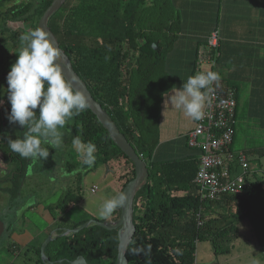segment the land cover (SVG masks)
I'll return each instance as SVG.
<instances>
[{
  "label": "trees",
  "instance_id": "16d2710c",
  "mask_svg": "<svg viewBox=\"0 0 264 264\" xmlns=\"http://www.w3.org/2000/svg\"><path fill=\"white\" fill-rule=\"evenodd\" d=\"M10 1L0 0V64L5 72L2 79H6L11 64L18 58L19 36L37 28L40 16L52 0ZM67 1L49 16L47 25L75 73L147 167V175L133 200L135 231L126 248L124 264H194L200 240L211 241L215 253H228L238 235L237 222L249 212L251 201H264V172L257 175L252 170V175L249 170L242 194L201 202L193 181L199 155L191 158L190 168V160L184 157L168 160L158 157V126L150 122H158L160 109L153 110L161 101L154 98L153 79H162L164 63L173 57L177 44L185 38L196 39L189 64L191 76L200 68L199 49L207 45L211 32L217 31V45L210 49L214 63L209 69L219 75L224 73L223 12L227 0H76L70 7L65 6ZM220 77V86L225 91L224 77ZM70 133L71 140L80 136L83 141L96 144L93 166L98 162H117L115 188L120 193L134 177V163L111 140L89 108L71 119ZM4 137H0L2 160L18 162L6 175L15 190L24 161L11 152ZM261 154L264 155V149ZM76 162L85 173L93 167H87L81 160ZM79 200L80 194L63 196L67 206ZM116 212L113 218L120 208ZM90 218L66 223L65 227H77ZM64 237L52 253L47 251L49 242L45 246L44 254L53 264H59L57 259L68 264L67 260L79 255L88 264H115L118 249L115 230L90 223ZM137 248L144 251L137 254L134 252ZM34 252L39 255V246ZM37 262L43 264L40 258Z\"/></svg>",
  "mask_w": 264,
  "mask_h": 264
},
{
  "label": "rangeland",
  "instance_id": "374dc122",
  "mask_svg": "<svg viewBox=\"0 0 264 264\" xmlns=\"http://www.w3.org/2000/svg\"><path fill=\"white\" fill-rule=\"evenodd\" d=\"M16 1L19 0H12L9 3ZM75 1L68 0L65 6L70 7ZM16 47L19 52L23 47V43L19 41ZM5 49L7 50L8 47ZM201 65L206 66L204 63H201ZM196 72H198L197 69ZM3 73H5L4 65L0 64V118L2 116L3 119V124H0V137L10 135L12 139H15L17 133L23 132L24 129L18 124H9L6 118L7 113H9L8 109L11 106L7 101L5 91L8 85L6 79H2ZM163 74L165 76L164 71ZM172 83L173 79H153L154 98L161 97L159 96L161 90L172 85ZM157 108L161 109V106L158 107L156 104L153 111ZM36 111L38 113L39 109ZM161 118L162 115L159 114L158 122H150L159 126ZM236 129L238 130V127ZM61 131L64 133L63 147L56 150L49 147V157L46 160L23 158V174L21 177L19 176L20 179L15 190H12L13 184L10 183L12 181L6 179V175L7 171L18 166V162L16 160L5 162L2 160L0 152V219L4 221V225L8 228L7 234L3 232L0 236V264H24L25 262L32 264L37 262L39 258L46 264L41 255L37 256L34 252L36 247L32 246L34 243L30 239L36 235L34 242L38 243L45 240L47 238L45 231L47 227L51 228L49 225L52 222L57 221L56 224L63 227L60 220L72 223L81 221L88 216L101 220L98 214L99 206L104 200L118 193L114 189L115 182L111 183L112 178L109 174L106 176L107 172L104 164L98 162L90 171L85 173L82 165L76 162L80 159L71 142V120L67 122L65 128ZM44 147H48V145H44ZM232 150L242 149L232 148ZM251 164L256 168L259 166L264 167V156H254L251 159ZM5 187H7L8 192L4 189ZM71 194H80L81 199L77 204L64 211L63 218L59 220L61 211L58 206L65 208L67 205L63 203V196H71ZM263 202L260 200L251 201L249 212L237 222L238 235L233 240L228 253H215L211 241L200 240L196 244L194 264H211L213 261L216 264H250L254 257L260 261V264H264ZM9 204L13 205L12 210H17L15 212L18 216L17 219H15L13 213L9 212ZM116 213L118 214V209ZM38 230L41 233L37 234ZM64 231L58 233L59 237L57 239L49 242L48 252L52 253L58 242L66 238L65 235L60 238Z\"/></svg>",
  "mask_w": 264,
  "mask_h": 264
},
{
  "label": "clouds",
  "instance_id": "9594fccd",
  "mask_svg": "<svg viewBox=\"0 0 264 264\" xmlns=\"http://www.w3.org/2000/svg\"><path fill=\"white\" fill-rule=\"evenodd\" d=\"M19 40L23 47L17 52L18 58L6 76L8 87L5 92L11 106L6 118L9 124H18L24 131L17 133L15 139L10 135L4 138L11 152L22 158L43 161L49 157V147L55 150L63 147L61 130L69 120L89 107L88 98L64 75L62 51L52 42L48 31L37 27L22 33ZM220 79L215 71L196 72L183 82L182 87L172 91L166 103L198 121L204 115L213 85L219 86ZM72 146L83 164L92 167L96 160V144L74 136ZM127 200L126 192L104 200L99 206V217L108 219L124 207ZM142 251V248L134 249L137 254ZM250 264H260V261L254 257Z\"/></svg>",
  "mask_w": 264,
  "mask_h": 264
},
{
  "label": "crops",
  "instance_id": "0c3cea01",
  "mask_svg": "<svg viewBox=\"0 0 264 264\" xmlns=\"http://www.w3.org/2000/svg\"><path fill=\"white\" fill-rule=\"evenodd\" d=\"M223 14V33L226 39L225 65L222 68L224 73L220 75L224 77L222 80L226 84L225 91H233L236 100V120L231 148L244 150L248 158L250 174L253 175L252 170H256L259 175L264 172V167H253L251 159L254 156H264L261 154V150L264 149V0H227ZM195 40L194 37L185 38L177 44L173 57L164 63L165 76L161 74L162 79H173V83L162 89L159 95L161 96L159 97L161 100L159 113L162 118L158 126L160 141L156 149V155L167 160L180 157L190 160L189 168L191 158L198 156L200 150L188 145L186 133L195 126L197 121L186 117L182 110L176 109L170 103L167 104L166 101L172 91L182 87L183 82L190 75L189 64L195 48ZM204 64L206 66L200 64L199 67L205 72L210 66ZM225 91L222 89V92ZM255 136L257 137L253 138ZM116 163L114 161L104 164L106 176L109 174L112 178L111 183L116 182ZM184 164L188 163L184 160ZM114 189L118 192L115 186ZM73 205L69 204L65 210ZM59 217L60 220L62 215L60 214ZM110 217H113V214ZM110 217L106 220H110ZM17 218L18 216L15 219ZM60 221L64 227L66 223H71ZM56 222L51 225L59 226ZM39 233L41 231L38 230L37 234ZM211 264L216 263L213 261Z\"/></svg>",
  "mask_w": 264,
  "mask_h": 264
},
{
  "label": "built area",
  "instance_id": "2783aa9c",
  "mask_svg": "<svg viewBox=\"0 0 264 264\" xmlns=\"http://www.w3.org/2000/svg\"><path fill=\"white\" fill-rule=\"evenodd\" d=\"M217 41V31L211 32L207 45L198 51L199 66L201 63L213 65L214 58L210 49L217 45ZM197 71H201L200 68ZM235 115L233 91L222 92L220 85L214 84L202 119L186 134L188 145L200 150L193 181L201 202L218 201L226 195L242 194L247 185L245 179L250 170L247 155L242 150L234 151L231 148ZM196 218L200 224L199 213Z\"/></svg>",
  "mask_w": 264,
  "mask_h": 264
},
{
  "label": "water",
  "instance_id": "95a60500",
  "mask_svg": "<svg viewBox=\"0 0 264 264\" xmlns=\"http://www.w3.org/2000/svg\"><path fill=\"white\" fill-rule=\"evenodd\" d=\"M64 2L65 0H52L37 22V27H41L45 31L49 32L50 38L56 46H58V43L56 41L55 36L47 25V20L49 16L54 11H56ZM61 66L63 68L64 75L69 81L73 83L74 87L78 90L83 91L87 95L89 104L88 108L96 116L102 126L106 129L111 140L125 153L128 158L132 160L135 168L134 177L129 180L121 190V192L127 193L128 200L126 201L124 207L120 208L119 216L117 219H115L114 221L89 219L77 227L65 229L61 236L66 235L68 233H75L80 229L88 226L90 223H95L96 225L108 230L115 229L118 240V249L115 264H124L125 251L135 231V226L133 224V200L137 189L141 186L143 180L147 175V167L144 160L135 152L134 148L130 145L125 136L119 131V129L115 126L111 119L106 115L100 103L92 96L85 82L75 73L70 59L63 51L61 57ZM3 230L4 223L0 219V235L2 234ZM50 240L51 237L48 236L42 242L40 247V255L42 259H44L48 264H51V261L48 257L45 256L44 247L45 244ZM69 264L87 263L84 260L83 256L80 255L77 256L73 261H70Z\"/></svg>",
  "mask_w": 264,
  "mask_h": 264
},
{
  "label": "flooded vegetation",
  "instance_id": "af4514ba",
  "mask_svg": "<svg viewBox=\"0 0 264 264\" xmlns=\"http://www.w3.org/2000/svg\"><path fill=\"white\" fill-rule=\"evenodd\" d=\"M7 192H8V190H7ZM6 195H8L7 193H5ZM69 205V204H68ZM12 204H9L8 205V207L10 208V210H9V212H11V213H13V215H14V217L16 218V211L17 210H12ZM67 208V206L65 207V209ZM58 209L61 211V213H63L64 211H66L65 209H61L60 208V206H58ZM14 211V212H13ZM15 213V214H14ZM61 215H63V214H61ZM62 218H63V216H62ZM61 218V219H62ZM118 217L116 216L115 218H111V220H109V221H114L115 219H117ZM105 220V219H104ZM3 223H4V221H3ZM53 223V222H52ZM52 223H50V225L49 226H51V228L50 227H47V229H46V233H47V235H46V237H48V236H50L51 237V240L52 239H54L55 237H57L58 236V233H60V230L62 229V230H65L66 228L63 226H57V227H53L51 224ZM54 228V229H53ZM53 229V230H52ZM52 230V231H51ZM115 230V229H114ZM48 231V232H47ZM112 231V230H111ZM116 231V230H115ZM3 232H5L6 234H7V232H8V228H6V226L4 225V230H3ZM2 232V233H3ZM53 232V233H52ZM62 232V231H61ZM2 235V234H1ZM0 235V236H1ZM35 238H36V235H35V237H33L32 238V243H34L32 246H39V256H40V247H41V244H42V242L44 241V240H42V241H39L38 243H36V242H34L35 241ZM50 240V241H51ZM49 241V242H50ZM48 244V242L45 244V246ZM45 248V247H44ZM80 256V255H79ZM42 258V257H41ZM76 258V257H75ZM74 258V259H75ZM84 258V257H83ZM74 259H72V260H67V262H68V264H69V262L70 261H73ZM84 260H85V258H84ZM54 261H56V260H54ZM86 261V260H85ZM57 262L59 263V264H61L62 262H61V259H57ZM38 263V262H37ZM87 263V262H86ZM32 264H36V262H34V263H32ZM43 264H45V262L43 261ZM46 264H48L47 262H46ZM51 264H53V261H51ZM88 264V263H87Z\"/></svg>",
  "mask_w": 264,
  "mask_h": 264
}]
</instances>
